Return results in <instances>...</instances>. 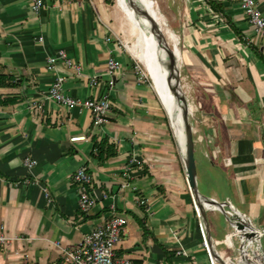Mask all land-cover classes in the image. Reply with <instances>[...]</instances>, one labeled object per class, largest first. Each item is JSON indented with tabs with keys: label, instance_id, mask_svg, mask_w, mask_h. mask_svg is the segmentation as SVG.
I'll list each match as a JSON object with an SVG mask.
<instances>
[{
	"label": "crops",
	"instance_id": "crops-1",
	"mask_svg": "<svg viewBox=\"0 0 264 264\" xmlns=\"http://www.w3.org/2000/svg\"><path fill=\"white\" fill-rule=\"evenodd\" d=\"M110 1L43 0L35 14L28 0H0V230L12 239L0 249V264H67L62 250L103 223L111 205L125 218L117 256L131 264H208L179 149L153 90L163 101L138 79L120 37L123 14ZM182 1L180 21L169 30L192 97L196 184L203 196L231 200L263 231L264 256V36L237 0ZM254 2L264 17V0ZM58 49L79 75L60 62L46 69ZM108 58L121 64L111 88ZM57 74L69 96L107 95L101 125L91 124L87 110L46 97ZM102 139L114 155L98 160L92 143ZM26 155L36 160L31 168L21 164ZM79 167L92 177L95 202L87 213L70 180ZM25 178L38 184L20 183ZM206 218L213 236V218Z\"/></svg>",
	"mask_w": 264,
	"mask_h": 264
},
{
	"label": "built area",
	"instance_id": "built-area-1",
	"mask_svg": "<svg viewBox=\"0 0 264 264\" xmlns=\"http://www.w3.org/2000/svg\"><path fill=\"white\" fill-rule=\"evenodd\" d=\"M30 9L33 13H38L43 6V0H28ZM238 7L244 16L246 22L252 27L253 31L257 35L264 36V17L257 8L254 0H237ZM39 41L41 37L37 38ZM108 40V38H106ZM134 68L139 73L138 79L144 80L146 78L145 73L139 68L138 62L135 58ZM57 62L63 64L67 70H73L76 75L80 74V69L77 65L70 61L64 50L58 49L54 54L47 56L46 69L54 70ZM121 64L115 58H108L105 63L106 80L109 88L113 85L112 75L119 70ZM95 77L91 78L90 84L95 83ZM64 81L63 74H57L54 80L46 91V97L51 101L61 104L67 108L78 107L85 109L91 116V124L93 126H99L104 122L106 114L110 110V103L107 95H102L99 98H79L72 97L65 94L62 91V83ZM188 106V105H187ZM189 109V108H188ZM188 111V116L192 115L191 110ZM84 137L71 136L69 141L82 140ZM21 164L25 168H31L36 164V160L30 156H24L21 160ZM123 177L128 178V166L122 173ZM70 180L75 184L78 196V209L81 213H87L94 205L95 198L91 193L92 177L84 167H79L71 174ZM19 183V182H18ZM23 184H38L36 180L29 181L28 179L21 180ZM44 199L49 202L51 197L49 191L41 187ZM105 197V195H102ZM215 203L204 202L203 208L206 214L212 216V220H216V216L219 214L223 217L224 226L216 229L214 227V235H209V241L206 239V234L200 216L193 203V209L197 217V229L199 232L201 247L206 254L208 264H219L215 258L212 257L209 251V243L213 248L215 254L219 256L223 264H261L264 262V256L261 252L260 238L263 235V231L253 226L250 218L244 214L235 204L228 198H224L221 201H217L213 198ZM136 202L143 203V200L136 198ZM216 204L221 207V213ZM111 212L109 216L103 221V223L94 226L89 232H87L82 240L73 248L62 250L64 254V261L67 264H131L130 260L125 257H119L115 254V246L119 242L120 229L125 223V218L122 214L115 212L110 206ZM232 215H236L238 219L243 222L248 232L251 233V237L245 238L244 235L238 233L234 226L228 219ZM12 239L0 230V249H4L10 243ZM225 250L232 252V255H222L219 251ZM241 252L244 253V258Z\"/></svg>",
	"mask_w": 264,
	"mask_h": 264
},
{
	"label": "water",
	"instance_id": "water-1",
	"mask_svg": "<svg viewBox=\"0 0 264 264\" xmlns=\"http://www.w3.org/2000/svg\"><path fill=\"white\" fill-rule=\"evenodd\" d=\"M129 7L132 9H137L138 13L142 15L149 23V29L150 32L153 33L157 44L164 52V66L167 72L168 81L172 86V92L175 96L177 103L181 110V122H182V134H183V140L182 145L178 139V136L176 135V132L171 124V119L169 118V115L166 113L169 121V125L171 127L174 139L177 143L180 159L183 164V169L185 173V179L186 183L189 189V192L191 194L193 203L197 209V212L200 216V219L202 221L204 231L206 234V239L209 241V231H208V224H207V218H206V212L203 208L204 202L209 203H215L214 200H211V198L215 199L217 201H221L223 199H218L215 197H207L200 194V191L198 190L197 184H196V168L193 158V139H192V130L191 126L188 121V106L186 99L183 95V92L181 91L180 86V79H179V70L177 66V57L174 54V46L172 43H170L169 39L167 38V35L165 34L164 29L158 24V22H155L154 19L150 16V14L142 8L136 0H126ZM216 207L219 208L220 213L221 207L216 204ZM234 226V229L244 235L245 238H250L251 233L248 232L247 226L241 222L236 215H232L230 219H228ZM209 251L211 252V255L213 258L217 260L219 264H223L221 259L217 254H215L213 248L211 247V244L209 243ZM242 257L244 258V253L241 252ZM245 259V258H244ZM261 264H264L263 261H261Z\"/></svg>",
	"mask_w": 264,
	"mask_h": 264
},
{
	"label": "bare ground",
	"instance_id": "bare-ground-1",
	"mask_svg": "<svg viewBox=\"0 0 264 264\" xmlns=\"http://www.w3.org/2000/svg\"><path fill=\"white\" fill-rule=\"evenodd\" d=\"M136 1L142 8L147 10V12L150 14V16L154 19L155 22H158L161 27L164 25L161 24V22L164 21L162 16L156 13L155 11L151 10L152 5L150 4L149 0ZM128 7L129 6L126 0L117 1L116 8L118 9V11L124 14L126 22L127 24H129L128 34L133 39L136 38L131 45L125 44L124 47L126 48V50L128 48L131 53V56L135 58L137 62L141 64V66H143L144 70L147 72H145L146 75L148 74L147 76H149L153 81L154 89L159 93V96L163 101L164 108L166 109V112L169 115V118L171 119L173 127H178V121L181 123L179 132L180 143L182 145L183 134L181 110L175 96L173 95L172 86L167 79L168 76L164 66V52L157 44L153 33L150 32L148 21L137 12V9L134 10L131 7ZM164 31L170 43H172V45L174 46V54L178 58V50L176 48V37L169 29H165ZM188 110H190V108Z\"/></svg>",
	"mask_w": 264,
	"mask_h": 264
},
{
	"label": "rangeland",
	"instance_id": "rangeland-1",
	"mask_svg": "<svg viewBox=\"0 0 264 264\" xmlns=\"http://www.w3.org/2000/svg\"><path fill=\"white\" fill-rule=\"evenodd\" d=\"M117 1L118 0H111L110 1V4L113 3V7L116 8V5H117ZM150 1V4L152 5L151 7V10L152 11H155L156 13L160 14L163 18L164 21L161 22V24H164L162 26V28L165 30V29H170L169 27L170 26H176L178 23H179V19H180V10L182 8V5H183V1L182 0H149ZM129 8V7H128ZM117 10V8H116ZM123 14V13H122ZM125 19L124 17V14L122 15V19ZM123 19V21H124ZM122 21V29L123 30L122 32L124 33L123 36L121 35V40L124 42V44H128V45H131L134 40L136 39H133L128 33H129V24H127L126 22V19L125 21L123 22ZM166 21V22H165ZM169 24V25H168ZM127 32V33H126ZM126 49V48H125ZM127 51L130 53V51L128 50L127 48ZM131 54V53H130ZM139 65V68H141V70L145 73L146 71L144 70L143 66H141L140 63H138ZM147 73V72H146ZM145 73V75H146ZM148 75V74H147ZM146 75V82L148 81V83L150 84L151 86V89L153 90V81L151 80V78L149 76ZM179 79H180V86H181V91L183 92V95L186 99V102L187 104H192V97L188 95V93H190V89L187 87V90H186V86L184 84V82L182 81L181 77L179 76ZM153 86V87H152ZM184 87V88H183ZM153 93L154 95L156 96L157 98V101H158V104L160 106V109L164 115V118L166 119V122L168 124V127L170 128V132L172 133V130H171V127L169 125V121H168V117L166 115V109L163 107V105L161 104L160 102V99L157 97L155 91L153 90ZM191 100V101H190ZM190 116H188V121H189V124H190ZM172 124V123H171ZM178 127L177 128H174L175 132H176V135L178 136V139L180 141V132H179V129L181 127V123L178 121ZM173 126V125H172ZM173 135V133H172ZM211 223L212 225L216 228V229H219L220 227L224 226V222H223V217L221 215H217L216 216V220H211Z\"/></svg>",
	"mask_w": 264,
	"mask_h": 264
},
{
	"label": "trees",
	"instance_id": "trees-1",
	"mask_svg": "<svg viewBox=\"0 0 264 264\" xmlns=\"http://www.w3.org/2000/svg\"><path fill=\"white\" fill-rule=\"evenodd\" d=\"M92 145L93 148L96 150V157L98 158V160H100L102 156L106 158L114 155V152L111 150L110 146L105 144L104 139L100 140V142L98 143H95L93 141Z\"/></svg>",
	"mask_w": 264,
	"mask_h": 264
}]
</instances>
